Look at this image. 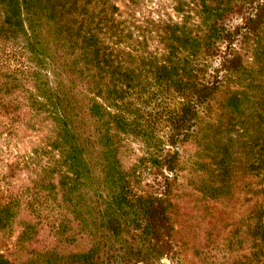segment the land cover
<instances>
[{
  "label": "rangeland",
  "instance_id": "rangeland-1",
  "mask_svg": "<svg viewBox=\"0 0 264 264\" xmlns=\"http://www.w3.org/2000/svg\"><path fill=\"white\" fill-rule=\"evenodd\" d=\"M26 1L0 0V27L10 21L0 33V47L5 44L13 52L20 97L55 94L53 66L47 58L44 65L31 60V29L38 14L49 17L46 36L55 30L48 48L57 64L62 63L60 54L73 60L86 50L88 69L110 62L127 70L133 82L129 90L120 85V95L135 117L177 111L185 96L172 81L190 73L199 87H215L217 93L207 109H199L192 136L179 148L175 184L167 197L171 206L166 203V223L159 234L151 238L143 232L145 223L136 222L117 242L107 241L110 248L98 243L93 219L99 209L85 189L60 187L57 176L42 189L39 167L29 164L30 174L23 165L39 149L35 136L47 133L50 121L41 122L43 132L24 127L12 135L5 116L0 117V257L9 264H264V29L259 30L261 42L241 36L245 17L264 0L247 4L244 15L215 8L223 17H209L224 27V35L240 31L235 41L216 42V55L208 57L196 40L207 16L202 7L215 0H39L43 12L36 4L28 10ZM228 43L245 58L246 52L254 54L244 62L249 73L240 78L226 79L220 69ZM3 71L0 83L9 82L10 68ZM32 72L38 76L31 77ZM240 85L245 90L239 109L221 108L224 96L240 91ZM45 111L52 107L47 105L42 116ZM140 146L125 143L117 163L118 174L127 176L123 197L128 202L119 203L120 212H131L127 219L142 212L139 200L145 190L166 200L158 190L160 179L155 181L139 162ZM154 247L162 253L157 260Z\"/></svg>",
  "mask_w": 264,
  "mask_h": 264
},
{
  "label": "trees",
  "instance_id": "trees-1",
  "mask_svg": "<svg viewBox=\"0 0 264 264\" xmlns=\"http://www.w3.org/2000/svg\"><path fill=\"white\" fill-rule=\"evenodd\" d=\"M252 3L253 0H215L214 4H209L206 8L203 5L202 11L207 16L202 17L205 18L203 32L198 41L196 40L203 56L216 55L218 50L216 42L226 38L229 43L235 41V36L240 31L237 30L235 33L227 31L228 33L224 35V27L219 26L217 21L211 22L209 17L210 14L220 19L223 17V13L220 14L215 8L224 6L229 14L244 15L241 11L247 4L252 6ZM25 5H28V10L31 11L35 9V5L37 10L43 12L42 7L39 9V0H27ZM253 10L254 14L251 12L245 17L246 25L243 27L245 31L241 36L261 42L262 35H259V30L264 29V2ZM47 22L49 23V17L45 14H38L34 19L29 50L32 53L31 60L44 65L47 58L48 65L53 66L52 73L55 72L57 82L52 97L50 94L48 97L37 95L35 98L32 93L28 95L29 97L17 95L16 92L22 88L14 74L18 71L14 65L16 60L12 57L13 52L5 48V44H2L4 49L0 47V76L5 77L4 67L7 70L10 68L12 73L7 77L9 82L0 83V117L5 116L8 121L6 129L12 135L18 134L24 127L31 131H37L38 127L43 132L46 128H42L41 122L50 121L46 123L47 133L44 131L42 136H35L41 141L39 149L31 151L23 165L28 166L26 170L30 174L33 171L29 169V164L39 167V172L43 174L39 178L42 189L53 185L52 177L57 176L60 177V187L69 185L70 191L83 188L89 193L92 206L99 209L97 217L93 220L97 223L95 232L100 245L107 247L110 244L107 241L111 239L117 242L122 238V234L128 232L126 228L129 229V226L141 221L145 223L143 232H150L149 236L155 239L154 235L159 234V228L166 223L167 197L175 184L173 177L178 171L179 148L192 136L199 109H207L212 104L217 89L205 85L199 87L191 79L190 73L185 80L181 78L179 81H172V84L179 83L178 94L185 96L177 111L164 110L149 113L145 118L140 116L137 118L131 104L125 103L120 95V85L128 87L129 90L133 82L127 70L110 62L104 66L92 65L91 69H88L86 50L73 60L66 59L64 54H60L58 56L62 63L57 64L53 52L48 48L53 36L55 37V30H52V37L46 36ZM9 25L10 21L5 20L0 27V33L8 30ZM229 43L226 47L228 52L224 57L221 56L220 69L226 79L240 78L244 72L249 73L244 66L246 59L253 60L255 57L254 54L249 56L246 52L245 58L241 52L232 49ZM30 75L38 76L37 72ZM156 84L161 86V82ZM35 88L40 91L41 87L36 85ZM240 88V91L224 96L226 103L221 108L232 111L239 109L244 100L241 90L243 88L245 90V87L240 85ZM23 89L26 90L25 87ZM47 105L52 107V111H45L46 115L42 116ZM22 108L24 112L19 111ZM125 143L141 145L139 148L142 156L139 157V162L144 165L145 170L155 175V181L160 179L158 181L160 189L158 187L157 189L164 197L166 195V200L155 198L150 191L145 190L139 200L142 212L130 219L126 216L131 212L119 211L121 208L119 203L128 202L123 197L128 190L127 176L118 174L117 167L121 155L120 148ZM133 153L131 151V154ZM47 175L50 176L48 181ZM167 206H171L170 202ZM6 212L8 214L9 210ZM111 246L112 244L109 248ZM153 249V252L157 253L155 258L157 260L162 253L155 247ZM0 263L9 264L3 257H0Z\"/></svg>",
  "mask_w": 264,
  "mask_h": 264
}]
</instances>
